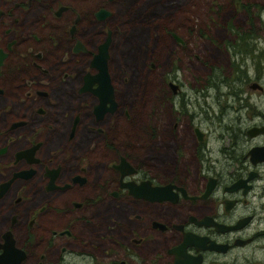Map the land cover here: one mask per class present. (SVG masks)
<instances>
[{"label":"flooded vegetation","instance_id":"flooded-vegetation-1","mask_svg":"<svg viewBox=\"0 0 264 264\" xmlns=\"http://www.w3.org/2000/svg\"><path fill=\"white\" fill-rule=\"evenodd\" d=\"M252 1L234 3L247 10ZM258 4L256 22L211 41L213 66L195 95L209 97L200 121L184 106L193 85L154 75L125 123L110 129L103 124L119 102L109 31L111 96L104 91L102 109L94 91L104 42L94 24L108 12L80 13L71 0H0V264H264ZM133 28L130 42L147 39L141 22ZM87 128L95 136L74 149L76 161L61 160Z\"/></svg>","mask_w":264,"mask_h":264},{"label":"rangeland","instance_id":"rangeland-1","mask_svg":"<svg viewBox=\"0 0 264 264\" xmlns=\"http://www.w3.org/2000/svg\"><path fill=\"white\" fill-rule=\"evenodd\" d=\"M235 1L240 3L244 0H71V4L80 13L99 7L109 14L94 26L99 31V41L104 40L107 31L110 33L107 70L116 87L119 103L117 115L108 117V123L103 125H109L112 129L113 123L116 122L121 127L125 123L124 112H132L131 108L138 106L137 96L147 90L154 75L155 78L166 76L178 84L182 81L187 86L193 85V91L187 95L189 98L184 100V106L194 111V123L200 121L205 110H198L197 107L202 109L209 97L195 95L210 76V67L213 66L212 39L219 37L217 34L222 33L221 30L225 27L244 26L241 23L249 21V18L256 22L258 3L262 2L264 5V0H253L245 10L235 6ZM261 15L264 19V13ZM139 18L148 19L141 26V29L148 33L147 39L143 35L136 44L129 41V36L134 32L133 22H141ZM32 21H35L34 17L26 18L27 25H31ZM172 34L179 38L180 42L176 41ZM56 53L60 58L64 49ZM69 56L65 55V59ZM150 64L153 67H150ZM135 67L140 68L137 82V72L133 69ZM75 69L81 70L82 66H75ZM78 72L72 71V75L76 76ZM88 98L84 99L83 103H90ZM175 101L180 103L181 100L175 98ZM144 107L146 112L148 102ZM164 108L168 111V105H164ZM161 117L162 122H169L166 116ZM181 123L188 124L189 121L184 118ZM91 133V130L85 129L80 139H76L67 147L71 149L70 152L62 153L60 159L75 162L74 149L80 148L82 144L86 145L88 139L95 136ZM118 137L120 141L126 139L122 128ZM72 155H75V158ZM108 157L109 154L106 158ZM103 166L99 161V169L104 171Z\"/></svg>","mask_w":264,"mask_h":264},{"label":"water","instance_id":"water-1","mask_svg":"<svg viewBox=\"0 0 264 264\" xmlns=\"http://www.w3.org/2000/svg\"><path fill=\"white\" fill-rule=\"evenodd\" d=\"M106 15V13L102 10H99V19H102L104 16ZM175 37V36H174ZM176 40L178 42H180V39L175 37ZM108 45V39H105L104 42L99 45V55L95 58V60L99 61V74L94 75V77H98L99 78V86L98 89H94L95 92H97L99 94V98H100V102H99V109L103 108V103L102 100H104V96L106 93H104V91H107V93H110L111 96V89H110V85L108 82V78H107V71H106V66H105V61L107 59V54H106V48ZM93 77V78H94ZM96 81V80H95ZM110 101V99H107ZM113 105L111 106L110 110H112Z\"/></svg>","mask_w":264,"mask_h":264},{"label":"trees","instance_id":"trees-1","mask_svg":"<svg viewBox=\"0 0 264 264\" xmlns=\"http://www.w3.org/2000/svg\"><path fill=\"white\" fill-rule=\"evenodd\" d=\"M140 20H141V26H142V24H143V22L145 21V20H147L148 21V19H146V18H139ZM144 26V25H143Z\"/></svg>","mask_w":264,"mask_h":264}]
</instances>
